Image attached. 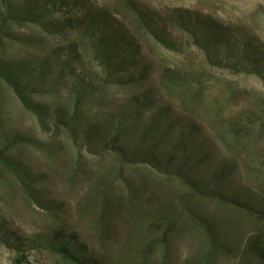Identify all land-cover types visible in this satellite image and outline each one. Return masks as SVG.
<instances>
[{
	"label": "rangeland",
	"instance_id": "obj_1",
	"mask_svg": "<svg viewBox=\"0 0 264 264\" xmlns=\"http://www.w3.org/2000/svg\"><path fill=\"white\" fill-rule=\"evenodd\" d=\"M95 1L112 3L125 18L123 7L115 4L119 0ZM142 1L162 8H199L264 38V0ZM15 32L18 36L0 47L5 57L43 56L49 45L68 41L61 34L47 38L31 23L16 26ZM67 34L72 37V33ZM142 36L148 53L157 61L149 80L157 101L171 105L176 114L181 113L183 103H188V109H196L197 114L191 117L201 124L217 151L208 158L205 171L211 170L220 156H230L235 168L227 187L246 189L243 193L248 194L254 210L217 196L193 194L186 184L149 164L125 163L117 155L114 140L91 144L79 129L72 136L67 127L47 125V120L42 123L0 77V142L4 144V136H10L8 142L13 147L8 154L30 171L41 173L44 181L36 190L57 205L52 211L43 208L9 165L0 160V232L11 228L30 237L46 235L56 227L76 230L105 264H262L248 251L247 241L253 233L264 231V81L253 73L208 65L203 52L186 39L185 50L175 51ZM92 61L87 54L84 62L94 68ZM165 65L187 72L205 66L197 70L199 81L171 90L160 80ZM47 81L48 85L38 87L33 82L35 99L56 104L72 98V76H52ZM133 90L131 86L109 85L86 100L82 111L86 125L121 108ZM207 101L217 104L213 122L205 110ZM245 112L251 116L246 117ZM183 114L191 115L188 110ZM233 114L244 119L235 145L216 133ZM196 214L212 223L221 242L211 256L205 255L207 236ZM0 264L73 263L46 248L22 252L0 240Z\"/></svg>",
	"mask_w": 264,
	"mask_h": 264
},
{
	"label": "trees",
	"instance_id": "obj_2",
	"mask_svg": "<svg viewBox=\"0 0 264 264\" xmlns=\"http://www.w3.org/2000/svg\"><path fill=\"white\" fill-rule=\"evenodd\" d=\"M115 4L123 7L125 18L112 3L95 0H0V47L18 36L16 26L29 23L39 27L47 38L58 34L68 38L64 43L49 45L43 56L8 58L0 52V77L42 123L47 120V125L67 127L72 136L79 129L91 144L114 140L117 155L125 163L149 164L186 184L193 194L217 196L225 202L253 209L248 194L243 193L246 189L227 187L235 168V160L230 156H220L213 168L205 171L208 158L217 151L201 124L191 117L197 114L196 109H188V103H183L181 113L176 114L171 105L157 101L154 85H149L157 61L148 53L142 35L175 51L185 50L186 39L203 52L208 65L237 73H253L263 81L264 38L199 8L182 5L162 8L142 0H119ZM87 54L94 68L84 62ZM204 66L187 72L165 65L160 71L161 83L171 90L186 87L200 80L197 70ZM52 76H72L73 96L67 102L55 104L50 100H37L32 95L33 82L37 87L46 82L48 85L47 80ZM109 85L131 86L134 90L121 108L86 125L82 114L85 101L99 95ZM205 103L209 120L213 122L217 104ZM187 110L191 115L184 116ZM245 115L251 116L250 112ZM243 120L233 114L216 133L225 142L235 145ZM130 133L133 137L129 140ZM9 138L5 135L2 140L5 143L0 142V160L9 165L43 208L49 211L57 208L54 201L42 197L40 189L36 190L44 181L41 173L30 171L27 165L8 154V149L13 147ZM15 139L20 141V138ZM195 216L207 236L205 255L211 256L219 250L221 242L212 223L203 221L202 215ZM78 235L76 230L56 227L46 235L23 237L14 229L6 228L0 232V240L22 252L46 248L73 264H105ZM247 249L264 264V231L251 235Z\"/></svg>",
	"mask_w": 264,
	"mask_h": 264
}]
</instances>
